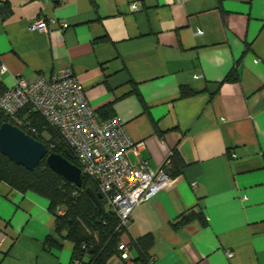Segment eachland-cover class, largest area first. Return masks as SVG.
<instances>
[{
	"label": "crops",
	"instance_id": "obj_1",
	"mask_svg": "<svg viewBox=\"0 0 264 264\" xmlns=\"http://www.w3.org/2000/svg\"><path fill=\"white\" fill-rule=\"evenodd\" d=\"M0 7L3 86L70 67L97 118L120 117L153 169L174 153L170 184L134 208L122 233L135 259L134 240L150 234L154 264H264V0ZM39 16L48 32L29 29ZM190 213L199 216L178 225ZM72 248L44 196L0 182V264H70Z\"/></svg>",
	"mask_w": 264,
	"mask_h": 264
},
{
	"label": "built area",
	"instance_id": "obj_2",
	"mask_svg": "<svg viewBox=\"0 0 264 264\" xmlns=\"http://www.w3.org/2000/svg\"><path fill=\"white\" fill-rule=\"evenodd\" d=\"M133 7L138 9L136 4ZM29 29L44 33L49 30L43 16L34 19ZM5 69V65L0 66V71ZM26 108L36 111L71 150L82 175L93 180L101 200L117 215L122 232L129 230L134 208L170 184L164 168L169 159L161 169H153L140 156L144 142L130 139L120 117L97 118L82 83L70 67L56 69L48 77L40 75L34 81L17 75L12 87L0 94V109L14 118ZM22 124L37 135L29 119ZM130 153L138 156L135 164L129 159ZM131 245L122 240L118 243L121 264H154L152 258L145 262L136 260L131 255ZM227 255L231 252L227 251Z\"/></svg>",
	"mask_w": 264,
	"mask_h": 264
},
{
	"label": "trees",
	"instance_id": "obj_3",
	"mask_svg": "<svg viewBox=\"0 0 264 264\" xmlns=\"http://www.w3.org/2000/svg\"><path fill=\"white\" fill-rule=\"evenodd\" d=\"M230 74V73H229ZM229 77V75H228ZM6 89L0 80V94ZM183 94L189 93L183 89ZM29 119L36 129L37 135L24 129L23 120ZM109 119V118H107ZM105 120V119H103ZM8 121L19 126L25 133L32 135L38 141H42L49 153L56 152L67 158L77 166V160L71 150L61 142L57 132L33 110L25 109L14 118L8 117L0 109V126ZM54 144L50 147V144ZM174 153L165 165L167 174L172 170ZM83 185L76 188L72 183L63 180L54 170L50 169L45 159L32 170L10 160L0 152V182L8 183L12 188L22 193L34 192L44 196L49 205V210L55 217L56 235L73 243V259L70 264H106L109 257L117 254V245L122 240V230L118 226V217L100 200L101 206L94 202L85 191L86 187H92L96 192V186L92 179L82 175ZM199 216L190 213L179 219L178 225L187 223L191 218ZM202 220L206 218L202 216ZM45 242L52 243L51 238ZM141 255L136 260L145 262L150 247L153 245V236L146 234L137 239Z\"/></svg>",
	"mask_w": 264,
	"mask_h": 264
},
{
	"label": "water",
	"instance_id": "obj_4",
	"mask_svg": "<svg viewBox=\"0 0 264 264\" xmlns=\"http://www.w3.org/2000/svg\"><path fill=\"white\" fill-rule=\"evenodd\" d=\"M0 13L4 9L0 7ZM0 152L13 162L32 170L45 159L46 165L54 170L63 180L72 183L76 188L82 187L83 179L81 168L71 163L67 158L56 152L49 153L47 146L25 133L19 126L8 121L0 126ZM85 191L92 197L95 203L101 206V194L86 187Z\"/></svg>",
	"mask_w": 264,
	"mask_h": 264
}]
</instances>
